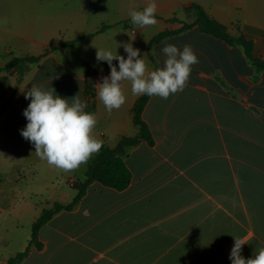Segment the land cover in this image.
Instances as JSON below:
<instances>
[{"label":"crops","instance_id":"crops-1","mask_svg":"<svg viewBox=\"0 0 264 264\" xmlns=\"http://www.w3.org/2000/svg\"><path fill=\"white\" fill-rule=\"evenodd\" d=\"M155 2L157 24L140 27L123 23L131 20L130 9L142 11L148 0H0V68L15 58L41 57L23 74L18 69L0 71V185L18 182L25 171L59 170L36 156L34 146L20 134L28 123L23 112L30 99L24 98L25 92L33 85L51 87L69 103L79 94L84 102V65L102 62L96 59L97 49L127 59L122 45L131 43L151 72L163 68L165 44L180 51L190 45L199 63L184 90L167 99L150 97L143 110L155 145L141 142L127 150L123 160L132 175L129 187L116 191L102 185L118 195L141 191L140 199L116 198L98 238L85 239L97 244L108 235H122L118 245L126 246L107 248L108 256H102L107 264H231L233 237L245 240L241 254L253 258L264 247V71L256 76L242 48L202 32L187 9L200 6L232 36L242 33L252 40L255 53L263 56L259 45L264 42V0ZM184 24L190 27L177 32ZM163 32L172 34L151 47L153 63L148 45ZM109 75L95 76V83ZM123 91L125 104L109 114L96 89L92 134L111 149L121 138L138 134L133 108L140 97L132 95L131 82ZM89 162L69 172L84 175L83 180L69 178L70 186L86 179ZM99 185L91 183L79 203ZM41 212L36 211L33 222ZM42 228L43 248L33 250L39 254L50 244L41 236ZM71 233L56 230L54 236L73 242ZM28 240L16 252L1 256L0 264L23 251ZM89 244L78 246L92 251ZM50 264H60V259L52 257Z\"/></svg>","mask_w":264,"mask_h":264},{"label":"clouds","instance_id":"clouds-1","mask_svg":"<svg viewBox=\"0 0 264 264\" xmlns=\"http://www.w3.org/2000/svg\"><path fill=\"white\" fill-rule=\"evenodd\" d=\"M158 10L155 0H148L142 11L130 9L129 15L133 25L140 27L157 24ZM127 59L111 50H98L97 61L107 62L110 75L103 77L102 83L95 84L97 96L110 114L125 104L127 97L123 85L131 82L133 96H149L167 99L170 95L183 91L189 81L192 67L199 59L190 45L180 51L173 44H165L162 52L166 59L163 68L149 72L140 50L131 43L122 45ZM118 61L119 70L113 64ZM58 79L59 77H52ZM24 98L30 99L23 115L28 123L21 131V136L31 142L35 154L49 165L65 172L77 170L86 165L95 154H99L103 141L93 136L97 124L95 114L85 111L87 104L78 95L69 103L61 98L55 89L45 90L33 85L25 92ZM234 246L229 260L231 264H264V247L253 258L242 256V247L246 244L240 237H233Z\"/></svg>","mask_w":264,"mask_h":264},{"label":"rangeland","instance_id":"rangeland-1","mask_svg":"<svg viewBox=\"0 0 264 264\" xmlns=\"http://www.w3.org/2000/svg\"><path fill=\"white\" fill-rule=\"evenodd\" d=\"M259 52L264 56V42L259 45ZM74 176L84 179L82 173L74 175L60 169L50 173L39 169L34 173H21L16 183L0 185V258L16 252L30 238L36 211L50 209L55 202L72 200L76 190L69 185L68 179ZM65 193L66 197L63 196ZM141 195L142 192L135 189L118 195L102 185L92 187L72 212L57 213L51 222L43 226L41 236L48 240L49 248L44 254L31 248L27 264H50L52 257L59 258L60 264H104L106 260L102 256H108L105 254L107 248L115 246L116 250H121L126 246L118 245L122 235H108L104 242L97 244L85 238H98V231L105 225L103 217L112 211L116 198L140 199ZM100 202L102 205L97 206ZM86 211L90 214L87 215ZM56 230L72 232L70 237L74 241L62 236L56 238ZM85 240L90 243L92 251H84L78 246V243H87Z\"/></svg>","mask_w":264,"mask_h":264},{"label":"trees","instance_id":"trees-1","mask_svg":"<svg viewBox=\"0 0 264 264\" xmlns=\"http://www.w3.org/2000/svg\"><path fill=\"white\" fill-rule=\"evenodd\" d=\"M187 10L193 13L195 17L194 24L197 25L202 32L218 37L231 46L242 48L245 57L253 67L256 76L264 71V56L255 53V43L252 40L247 39L242 33H239L237 36H232L224 25L209 17L198 5H192ZM130 23H132L131 20L126 21L123 24L128 26ZM189 27L190 24H184L177 32H182ZM107 28L109 27H102L100 32L105 31ZM170 34L172 33L163 32L150 40L148 45V55L153 63H155V61L150 53L151 47L160 39ZM86 37L87 36L81 37L78 40H82ZM40 58L41 57L15 58L7 63L5 67L0 68V71L18 69L20 74H23L28 64L38 62ZM113 64L117 67V70H119L118 61H113ZM106 73H110V68L107 62L86 63L84 65V75L86 78L84 83V102L87 104V107L85 108L86 112L95 114L96 83L94 77ZM149 99L150 97L147 95L141 96L133 108V123L138 128V134L134 137L121 138L115 148L111 149L107 146H102L99 154H96L90 159L86 172V179L83 182L72 184V188L76 190V194L72 201L67 204L55 202L50 209L42 210L39 217L31 225L28 245L23 251L11 256L6 264H20L29 255L31 248L41 250L43 248V243L39 240L40 229L58 212L63 210H73L86 194L91 183L98 182L101 185L116 191H123L129 187L132 175L123 160L127 150L141 142H145L150 147L155 145L151 130L142 118L143 110Z\"/></svg>","mask_w":264,"mask_h":264}]
</instances>
